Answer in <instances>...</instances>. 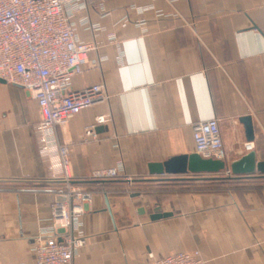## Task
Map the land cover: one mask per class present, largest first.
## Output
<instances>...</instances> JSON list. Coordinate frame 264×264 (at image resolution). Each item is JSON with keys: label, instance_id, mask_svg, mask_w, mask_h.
Segmentation results:
<instances>
[{"label": "crops", "instance_id": "0c3cea01", "mask_svg": "<svg viewBox=\"0 0 264 264\" xmlns=\"http://www.w3.org/2000/svg\"><path fill=\"white\" fill-rule=\"evenodd\" d=\"M84 2L72 24L93 49L71 89L101 84L109 98L56 130L73 184L93 194L80 218L86 242L71 264H147L149 253L192 251L206 264H264V178L211 191L199 190L210 177L148 169L195 154L192 128L210 119L218 121L226 167L249 152L264 162V0ZM148 6L154 10L137 11ZM99 116L110 120L89 136ZM39 121L29 93L0 83V264H33L32 239L50 226L57 184L38 153ZM117 165L118 179H90ZM147 185L174 190L123 191ZM156 208L169 216L151 220Z\"/></svg>", "mask_w": 264, "mask_h": 264}, {"label": "built area", "instance_id": "2783aa9c", "mask_svg": "<svg viewBox=\"0 0 264 264\" xmlns=\"http://www.w3.org/2000/svg\"><path fill=\"white\" fill-rule=\"evenodd\" d=\"M83 9L84 0H0V79L22 88L35 100L40 115L35 126L38 153L48 162L51 180L57 184L50 206V226L31 242L33 264H71L86 242L80 218L93 194L73 184L68 148L56 137V130L65 127L72 117L109 98L101 84L79 91L71 89V80L85 71L88 53L93 49L80 42L74 32L72 18ZM153 10L148 6L137 11ZM138 24L143 26L144 22ZM109 120L97 117L86 127V133L93 136L96 127ZM192 140L201 158L225 159L217 120L195 124ZM121 171L120 165L99 169L90 179L115 180ZM147 264L206 263L199 251H192L162 258L149 253Z\"/></svg>", "mask_w": 264, "mask_h": 264}, {"label": "water", "instance_id": "95a60500", "mask_svg": "<svg viewBox=\"0 0 264 264\" xmlns=\"http://www.w3.org/2000/svg\"><path fill=\"white\" fill-rule=\"evenodd\" d=\"M0 83H5L0 79ZM249 140L253 139L251 119L244 117L240 120ZM151 176H179L187 173L191 174H218L227 171L230 175L252 176L256 173L264 175V162H256L254 152H249L237 161L226 167L223 161L203 159L199 155L172 157L163 163H152L148 166ZM169 216L161 213L160 208H156L150 216L151 220H157Z\"/></svg>", "mask_w": 264, "mask_h": 264}, {"label": "trees", "instance_id": "16d2710c", "mask_svg": "<svg viewBox=\"0 0 264 264\" xmlns=\"http://www.w3.org/2000/svg\"><path fill=\"white\" fill-rule=\"evenodd\" d=\"M223 173L218 174H194L196 177H210V180L205 183V187L203 190H211V191H225L232 188H237L242 186V180L245 178L251 177H259L264 178V175L258 174L252 176H236V175H228L223 176ZM204 186L203 184H201ZM201 185L199 186V190H201Z\"/></svg>", "mask_w": 264, "mask_h": 264}, {"label": "rangeland", "instance_id": "374dc122", "mask_svg": "<svg viewBox=\"0 0 264 264\" xmlns=\"http://www.w3.org/2000/svg\"><path fill=\"white\" fill-rule=\"evenodd\" d=\"M125 187H128L129 189H127ZM125 187H124L123 191L130 192V193H142V194L143 193H146V194L151 193L153 196L155 194H159L160 191L165 192V191H169V190H174V187L159 188L157 186H150V185H147V186H125ZM204 188H206L205 185L204 186L201 185V190H203Z\"/></svg>", "mask_w": 264, "mask_h": 264}]
</instances>
